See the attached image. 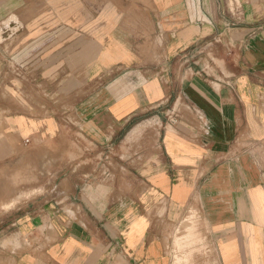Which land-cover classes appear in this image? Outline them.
<instances>
[{
    "label": "crops",
    "instance_id": "crops-1",
    "mask_svg": "<svg viewBox=\"0 0 264 264\" xmlns=\"http://www.w3.org/2000/svg\"><path fill=\"white\" fill-rule=\"evenodd\" d=\"M15 200L0 264H173L192 210L208 264H264V0H0Z\"/></svg>",
    "mask_w": 264,
    "mask_h": 264
},
{
    "label": "rangeland",
    "instance_id": "rangeland-1",
    "mask_svg": "<svg viewBox=\"0 0 264 264\" xmlns=\"http://www.w3.org/2000/svg\"><path fill=\"white\" fill-rule=\"evenodd\" d=\"M34 180L36 179L32 177L29 179L30 190L36 185L32 183ZM34 192L38 191H32V194ZM15 203L16 200L9 205H5L4 210L0 209V214L5 212L6 209L13 207ZM191 230L197 233L199 240H197V235L195 237L188 236ZM173 232V241L168 247V252L173 258V264H208L207 249L209 244L208 240H206L207 228L195 210L188 213L180 224L174 226ZM204 257L205 262L203 261Z\"/></svg>",
    "mask_w": 264,
    "mask_h": 264
},
{
    "label": "bare ground",
    "instance_id": "bare-ground-1",
    "mask_svg": "<svg viewBox=\"0 0 264 264\" xmlns=\"http://www.w3.org/2000/svg\"><path fill=\"white\" fill-rule=\"evenodd\" d=\"M35 193H37V192H34L33 194H35ZM33 194H32V192H31V193L28 192V194H26L25 196L30 197V196L33 195ZM6 210H7V209H6ZM196 235H197V233H196L194 230H191L188 236H189V237H195ZM190 244H191V243H190Z\"/></svg>",
    "mask_w": 264,
    "mask_h": 264
}]
</instances>
